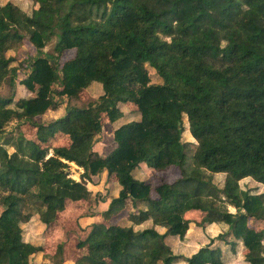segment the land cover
I'll return each instance as SVG.
<instances>
[{"label":"trees","instance_id":"trees-1","mask_svg":"<svg viewBox=\"0 0 264 264\" xmlns=\"http://www.w3.org/2000/svg\"><path fill=\"white\" fill-rule=\"evenodd\" d=\"M57 3L55 26L12 3L0 5V136L14 120L36 130L23 145L10 137L4 144L11 152L0 144V205L7 202L0 264H30L36 255L62 264L63 244L52 257L45 252L46 231L68 202L90 203L92 193L60 160L82 169L87 181L113 176L119 188L77 243L86 253L75 264H223L221 248L239 245L246 264H264V228L255 226L264 224V193L240 187L246 178L264 185V0ZM25 38L35 57H8ZM53 39L59 55L74 51L73 57L60 63L44 54ZM20 69L31 95L14 102ZM148 69L161 83L151 84ZM92 83L103 93L85 103L80 95ZM119 104L134 107L140 119L114 130L115 148L97 154L100 115L115 122ZM61 106L62 116L44 120ZM184 119L194 143L182 141ZM57 134L69 144L54 146ZM141 164L180 174L152 195L133 176ZM217 174L224 175L221 187ZM192 212L227 228L190 257L176 255L165 239L183 240L192 223L185 215ZM124 213L126 225L112 223ZM33 219L43 228L40 243L24 239L23 226Z\"/></svg>","mask_w":264,"mask_h":264},{"label":"rangeland","instance_id":"rangeland-1","mask_svg":"<svg viewBox=\"0 0 264 264\" xmlns=\"http://www.w3.org/2000/svg\"><path fill=\"white\" fill-rule=\"evenodd\" d=\"M6 3H12L20 8L23 12L28 15H32L38 18L40 21L55 26L58 21L55 15L52 13L53 10L60 7L57 0H0V5ZM56 40L44 48V54L52 55L56 58L57 62L70 59L74 55V51L62 52L60 55L54 50ZM35 48L25 38L20 48L15 51H9L8 57H14L19 62L20 60L33 59L36 55ZM14 62L13 65H18V62ZM151 84L161 83L160 79L155 75L154 71L148 69ZM26 77V74L21 69L17 72V78L14 87L13 101L18 99L30 97V93L21 84V81ZM1 91L3 94L10 95L9 89L2 87ZM102 87L99 83H92L83 93H81V99L86 103L94 102L102 94ZM56 100L58 98H55ZM80 104L79 101L73 102ZM121 117L115 122L111 123L108 121L105 115H100L101 133L96 136V143L93 147V151L100 155L109 154L116 146L113 141V131L120 126L130 123L132 121H138L140 116L137 112H134V107L131 105L119 104L118 105ZM64 114L63 107H59L56 110H49L44 115V120L59 118ZM184 132L182 134V141L188 143H194L193 138L188 132L186 120L184 119ZM5 132L0 136V144L3 145L9 152L12 148L6 143L10 137H14L16 141L23 145L28 139H31L35 135V128L17 122L16 120L10 122L5 127ZM69 144L68 138L62 134L55 135L54 146H67ZM147 145V144H146ZM194 145V144H192ZM52 151L50 150V153ZM190 159H187L185 164H189ZM184 164V165H185ZM59 167L69 172L70 177L76 181H82L86 187L92 193V200L90 203H79V202H68L66 209L58 216L57 221L53 226H50L46 231V244L45 252L49 256H53L56 248L59 244H63V262L62 264H75L78 257L86 253V248H79L77 243L86 237L91 225L101 220V213L108 209L111 204V199L117 196L118 186L112 184L115 178L107 177L104 173L98 177H93L90 181L83 179V170L74 164L67 163L65 161H59ZM180 169L171 168L166 172H155L147 167L145 164H141L137 169L134 170V178L145 181L151 186V194H155V187L162 181L173 182L178 179ZM224 180V175L217 174L214 176V183L221 187ZM240 187L243 190H251L254 194L264 193V185L256 183L250 178L243 179L240 182ZM7 207V202L0 205V215L2 211ZM230 212L234 213L236 208L229 207ZM89 215H93L89 216ZM186 219L192 221L186 236L183 240H179L177 237H167L165 243L170 247L172 252L176 255H184L190 257L191 255L198 252V250L209 243L210 238L215 237L221 232H224L227 228L226 225H208L202 214L199 212L187 213ZM113 224L126 225V213L121 215L119 218L112 220ZM200 225L201 227H199ZM257 229H263L264 224L258 223L255 225ZM43 228L39 226V223L33 219L28 224L23 226L24 239L34 243H40L42 237ZM213 245H219L222 247L220 242ZM221 260L223 264H246L243 257L242 246L239 245L235 251L230 250L228 247L223 246L221 248ZM30 264H53L48 258L44 259L41 256H35L31 260Z\"/></svg>","mask_w":264,"mask_h":264},{"label":"crops","instance_id":"crops-1","mask_svg":"<svg viewBox=\"0 0 264 264\" xmlns=\"http://www.w3.org/2000/svg\"><path fill=\"white\" fill-rule=\"evenodd\" d=\"M104 174V173H103ZM106 174V173H105ZM101 217V216H100ZM96 222H98V221H96ZM96 222H94V223H96ZM213 225H220V224H213Z\"/></svg>","mask_w":264,"mask_h":264}]
</instances>
